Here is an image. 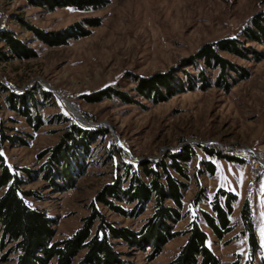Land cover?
I'll return each mask as SVG.
<instances>
[{
	"label": "rangeland",
	"instance_id": "1",
	"mask_svg": "<svg viewBox=\"0 0 264 264\" xmlns=\"http://www.w3.org/2000/svg\"><path fill=\"white\" fill-rule=\"evenodd\" d=\"M259 11H264V0H96L84 9L52 10L33 6L27 0H0V31L10 30L35 53L27 59L12 57L0 61V84L17 94L36 87V98L44 103L40 109L44 124L33 130L22 116L7 108L4 94H0V120L7 127L5 132L24 141L0 144L6 163L18 171L21 167L37 169L41 163L38 153L56 143L64 125L50 121L56 113L69 116L84 127L108 130L103 142L94 147L84 173L75 178L74 187L58 191L42 178L24 187L36 194L25 197L28 205L55 219V240L71 235L81 225L97 192L111 182L114 173L123 171V163L133 168L144 162L154 165L167 154L189 145L194 153L186 166L189 179L173 173L187 185L184 215L175 229L184 230L196 219L207 232L208 245L221 264H244L249 258V247L239 210L247 199L260 245L253 264H264V43L246 44L260 53V60L253 54L242 58L223 53L247 71V76L229 90L210 86L157 102L137 96L131 80L133 75L147 76L178 67L201 44L237 35L249 17ZM75 24L85 35L55 46L29 28L49 33ZM0 50L10 54L2 42ZM107 86L127 92L135 102L123 103L116 97L87 102L82 97ZM41 91L48 93L46 98ZM107 148L115 151L110 153V160ZM204 149L217 154L209 156ZM252 159L259 160L263 170L251 191L246 180ZM201 160L214 163L213 175L205 170ZM198 169L203 170L198 177L205 191L193 207L191 201L198 191L194 175ZM218 188L232 191L238 198L230 215L232 229L220 239L204 224L200 214L202 210L212 213L211 201ZM95 205L107 221L134 230L151 212V203L138 217L122 216L101 202ZM184 241L185 236L179 235L154 256L156 252L151 254L149 247L142 250L119 244L116 249L124 252L131 264H169ZM3 253L6 257L0 258V264H14L15 254L3 250L0 255Z\"/></svg>",
	"mask_w": 264,
	"mask_h": 264
},
{
	"label": "trees",
	"instance_id": "2",
	"mask_svg": "<svg viewBox=\"0 0 264 264\" xmlns=\"http://www.w3.org/2000/svg\"><path fill=\"white\" fill-rule=\"evenodd\" d=\"M33 6L52 10L56 7L84 9L96 0H27ZM96 25V22H90ZM78 24L68 26L56 32L45 33L29 27L35 35L51 46L65 44L69 38L83 36V29ZM0 42L7 51L0 50V61L14 58L27 59L35 55L34 51L7 29L0 31ZM249 42L264 43V11L249 17L245 26L235 36H227L201 44L194 53L183 58L178 67L147 76L133 75V91L137 96L152 101H163L172 96L194 89H207L216 86L229 90L237 80L244 79L247 71L225 57L229 53L242 58L253 54L256 60L262 56L251 47ZM210 70L215 71L213 75ZM36 87L21 94L9 91L0 84V94L8 109L22 116L26 123L38 130L44 120L40 113L43 102L36 98ZM42 97L48 93L40 92ZM87 102H98L116 97L123 103H133L127 92L114 86H107L92 93L83 94ZM53 122L64 124L56 143L41 150L37 158L41 161L37 169L21 167L13 170L0 154V252L8 250L14 253V264H131L124 258L125 253L116 249L119 244L129 248L151 249L156 255L165 243L183 235L184 243L178 248L169 264H221L219 257L208 245V234L196 219L188 223L184 230L175 229L183 218V197L189 179L187 164L193 158V149L184 145L178 151L171 152L154 165L141 163L138 168L123 163L121 173H114L111 182L104 184L95 195L90 206V213L82 218L81 225L73 233L62 239H54L56 221L42 209L31 207L25 197L35 196V192L24 187L42 178L58 191L74 187V180L84 173L93 158L94 147L103 142L108 130L105 127H84L69 116L54 114ZM7 127L0 120V144L24 141L5 132ZM105 150V148H104ZM209 156L217 153L204 149ZM108 159L112 149L107 148ZM233 161V157H228ZM205 170L213 175L215 165L209 160H201ZM195 174L198 191L191 201L196 207L204 194ZM237 195L224 188H218L211 201L212 213L200 211L204 224L217 237L222 238L232 229L230 215L237 202ZM103 203L109 210L125 217H138L151 203V212L136 230L109 222L95 205ZM121 203L129 205L123 207ZM242 232L247 236L249 258L244 264H253L260 245L255 233L254 218L249 201L245 199L239 210ZM150 254V255H151ZM3 253L0 258L4 259ZM151 257V256H149ZM264 261V257H263ZM232 264H239L238 261Z\"/></svg>",
	"mask_w": 264,
	"mask_h": 264
},
{
	"label": "built area",
	"instance_id": "3",
	"mask_svg": "<svg viewBox=\"0 0 264 264\" xmlns=\"http://www.w3.org/2000/svg\"><path fill=\"white\" fill-rule=\"evenodd\" d=\"M251 165H250V174L249 177L247 178V185L249 187V190H254L256 187V180L257 178L261 175L262 173V163L257 160V159H252L251 161Z\"/></svg>",
	"mask_w": 264,
	"mask_h": 264
},
{
	"label": "water",
	"instance_id": "4",
	"mask_svg": "<svg viewBox=\"0 0 264 264\" xmlns=\"http://www.w3.org/2000/svg\"><path fill=\"white\" fill-rule=\"evenodd\" d=\"M77 118H78V120L82 123V118H80V117H78V116H76ZM83 124V123H82ZM118 143V142H117ZM119 144V143H118ZM119 145H121V144H119Z\"/></svg>",
	"mask_w": 264,
	"mask_h": 264
},
{
	"label": "bare ground",
	"instance_id": "5",
	"mask_svg": "<svg viewBox=\"0 0 264 264\" xmlns=\"http://www.w3.org/2000/svg\"><path fill=\"white\" fill-rule=\"evenodd\" d=\"M74 112V111H73ZM75 114H76V112H75ZM77 115V114H76ZM78 116V115H77ZM79 117V116H78Z\"/></svg>",
	"mask_w": 264,
	"mask_h": 264
}]
</instances>
